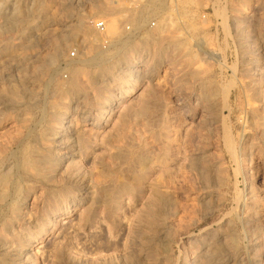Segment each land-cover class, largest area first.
<instances>
[{
  "label": "rangeland",
  "instance_id": "374dc122",
  "mask_svg": "<svg viewBox=\"0 0 264 264\" xmlns=\"http://www.w3.org/2000/svg\"><path fill=\"white\" fill-rule=\"evenodd\" d=\"M175 1L0 0V264H264V0Z\"/></svg>",
  "mask_w": 264,
  "mask_h": 264
},
{
  "label": "built area",
  "instance_id": "2783aa9c",
  "mask_svg": "<svg viewBox=\"0 0 264 264\" xmlns=\"http://www.w3.org/2000/svg\"><path fill=\"white\" fill-rule=\"evenodd\" d=\"M111 3H118L120 0H109ZM116 1V2H115ZM174 0H168L169 4ZM151 2V0H124V10L131 13V12H136L137 10L142 9L144 5H147ZM150 14V13H147ZM204 18V16H203ZM159 19L156 16H153L148 22H147V27L149 29H154L157 26ZM89 24L91 28L94 31V36L96 37V40H98L99 47L101 48L102 51H107L111 48L112 46V41L107 34V29H106V21L105 20H90ZM124 30V39H129L132 37L135 33L134 29L131 27V25L126 24L123 27ZM77 58V49H73L69 53V59H76Z\"/></svg>",
  "mask_w": 264,
  "mask_h": 264
},
{
  "label": "bare ground",
  "instance_id": "6f19581e",
  "mask_svg": "<svg viewBox=\"0 0 264 264\" xmlns=\"http://www.w3.org/2000/svg\"><path fill=\"white\" fill-rule=\"evenodd\" d=\"M177 1V0H176ZM175 1V2H176ZM188 1V0H187ZM189 1H191V0H189ZM188 1V2H189ZM190 3H192V2H190ZM174 4V3H173ZM177 4V3H176ZM175 4V5H176ZM107 5V4H106ZM118 5V4H117ZM116 5V6H117ZM120 6V5H119ZM186 6V5H185ZM108 8V7H107ZM172 12V11H171ZM177 14V13H176ZM170 16V15H169ZM173 16V15H172ZM171 17V16H170ZM175 18H177V17H175ZM179 19V18H178ZM185 19V18H184ZM112 24V23H111ZM81 24H79L78 26H80ZM110 25V24H109ZM113 25V24H112ZM111 25V27H113ZM106 29H107V23H106ZM162 29V28H161ZM69 32V31H68ZM107 34H108V31H107ZM94 57H91V58H89L88 60H87V62H85L86 64L88 63V64H94V62L96 61H94V59H93ZM94 61V62H93ZM100 61V60H99ZM95 63H97V61L95 62ZM99 63V62H98ZM95 65V64H94ZM99 65V64H98ZM136 91V88L134 87V85H131L127 90H126V95H125V98H130L133 94H134V92ZM66 127V126H65ZM64 127V128H65ZM60 132V131H59ZM61 132H62V130H61ZM65 132V131H64ZM61 137V136H60ZM60 139V138H59ZM60 141V140H59ZM72 143V142H71ZM76 143V142H75ZM73 144V143H72ZM63 147H65V145L63 144ZM59 148H60V146H59ZM72 148V146H70L69 147V149H71ZM66 149V148H65ZM76 149V148H75ZM59 150V149H58ZM73 150L74 149H72V152H73ZM60 151V150H59ZM61 152V151H60ZM63 154V153H62ZM66 154V153H65ZM64 154V155H65ZM69 154V153H68ZM26 157H27V155H26ZM71 156H65L63 159H69ZM25 159V158H24ZM26 162V161H25ZM21 163V162H20ZM36 163V162H35ZM23 165V164H22ZM59 165V164H58ZM29 167V166H28ZM32 169V168H31ZM39 170H40V168H39ZM32 172H34V171H32ZM39 173V172H38ZM35 174V173H34ZM46 175V174H45ZM44 175V176H45ZM36 177V176H35ZM4 185V184H3ZM9 188V187H8ZM89 188H86L85 186H83V187H81L80 188V190L83 192V193H81V195L82 194H85L86 195V197H87V190H88ZM3 194V193H2ZM79 195V194H78ZM85 197V198H86ZM77 199V198H76ZM83 199H84V197H83ZM88 199V198H87ZM81 199L80 198H78V200L77 201H80ZM81 202V201H80ZM84 202H85V199H84ZM18 204V203H17ZM73 205H75V202H74V204ZM20 210L18 209V211H19V214H20V211H21V215H23V214H25L26 213V211L25 210H27V206H26V204H25V202H23V203H21V205H20ZM37 228V227H36ZM39 229H41V228H39ZM38 229V230H39ZM8 230V229H7ZM40 231H42V230H40ZM24 256V255H23ZM23 256L22 257H20V258H18V259H16V261H19V263L21 262V260H22V258H23Z\"/></svg>",
  "mask_w": 264,
  "mask_h": 264
}]
</instances>
